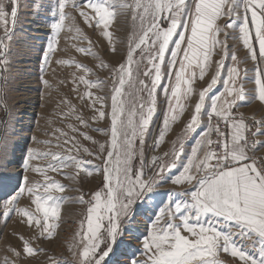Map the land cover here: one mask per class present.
I'll use <instances>...</instances> for the list:
<instances>
[{"label":"snow or ice","instance_id":"snow-or-ice-1","mask_svg":"<svg viewBox=\"0 0 264 264\" xmlns=\"http://www.w3.org/2000/svg\"><path fill=\"white\" fill-rule=\"evenodd\" d=\"M20 8V0H0V111L6 114L10 110L5 84L12 61L5 41L12 40L10 25L15 27ZM68 8L88 27L98 29L112 52L116 47L110 28L118 15L130 14L132 32L126 58L110 67L93 51L90 40L87 47L74 45L77 52L93 56L98 68L108 70L110 97L91 91H102L108 82L89 79L92 68L71 59L55 61L74 65L82 73L73 75V91L93 114L86 119L76 105L62 99L57 107L64 105L66 110L56 115L76 123L68 122L67 131H46L51 139L32 136L31 140L45 145L46 150L27 149L21 159L22 174L14 186L9 180H0V219L7 224L16 216L32 232L29 238L18 234L21 247L9 246L10 255L0 264H17L22 256L35 257L44 249L33 247V240L55 237L65 199L55 193L65 192L66 185L53 173L69 180H79L81 173L101 177L100 187L89 199L78 198L87 207L69 245L73 264H122L125 258L126 264H264V116H253L249 123L236 114L241 104L252 99L264 106V0H56L49 8L54 18L52 37L39 69L40 83L47 89L53 85L44 79V73L51 66L65 21L71 20L69 30L74 28L83 36ZM230 30L236 33L231 38L247 50L243 60L230 50ZM217 55L220 59L214 60ZM229 59L231 64L226 65ZM249 59L255 85L251 97L245 88L248 70L240 68ZM213 65L210 81L197 90L196 82L204 81ZM161 96L165 107L153 139L154 151L191 107L190 118L171 152L152 155L149 160L145 146ZM193 97L194 106L190 104ZM106 118H110V128L91 127ZM90 131L103 134L105 142L96 140ZM189 137L194 144L185 154ZM5 144L0 137V147ZM54 147L60 150L52 151ZM185 155L182 170L165 176L177 169ZM146 167L155 170L153 176L146 177ZM29 173L40 179H30ZM168 182L189 187L178 193L156 191ZM22 197L30 202L28 207L20 206ZM157 198L154 219L150 218V227L141 237L131 227L138 214L134 207H147ZM49 264L60 262L49 257Z\"/></svg>","mask_w":264,"mask_h":264},{"label":"rangeland","instance_id":"rangeland-1","mask_svg":"<svg viewBox=\"0 0 264 264\" xmlns=\"http://www.w3.org/2000/svg\"><path fill=\"white\" fill-rule=\"evenodd\" d=\"M21 8L19 11L18 19L15 27L10 25L12 31V40L5 41L9 44L10 60L12 61L11 72L8 74L5 89L8 96L9 113L0 111V137H3L6 144L0 147V180H9L10 184L14 186L19 182L22 174L21 159L26 155L28 148H39L46 150L43 144H35L32 136L38 139H51V136H46L44 133L51 132L53 128H64L67 131L66 124L72 121H62L56 113L66 110L64 105L57 107L59 102L65 97L76 105L78 111H82L86 119L91 118L92 111L89 107L85 106V102L78 99V93L73 91L74 85L71 82L73 75L82 74L75 68L74 65H58L55 61L57 59H71L88 66L93 69V73L89 74L88 78L91 80L101 79L108 80L104 85L103 90L92 89L98 95H105L110 97L111 80L109 79V72L107 69H100L97 67L98 61L91 55H85L76 51L74 45L82 47L88 46V41H91L93 51L110 66H117L119 63L124 62L127 52L128 37L132 32V21L130 14L118 15L112 24L110 31L113 32L116 51L110 50L108 40L100 34V31L88 27L82 17L77 12L68 8L66 11L71 12L76 16L75 24L83 30V36L78 35L73 28L71 31L69 27L72 25L71 20H66V27L61 31L58 37L57 51L52 57L51 66L44 73V79L48 80L52 85V89L45 88L39 80L40 66L42 63L43 50L46 49L49 39L52 37L50 24L54 22V18L49 10L50 6L54 7L56 0H20ZM223 23V21H221ZM228 44L231 46V51L235 52L238 57L243 60L246 56V49L243 48L241 42L232 39L236 33L231 32ZM3 35L0 30V36ZM87 37V39H84ZM223 38V37H222ZM214 60H219L220 56H214ZM226 65L231 64V60H227ZM241 69L248 70V77L250 78L245 82V88L251 97L254 90V71L253 62L249 59L247 63L240 64ZM215 71V66L209 71L204 81H197L195 87L197 90L206 87L210 81L211 75ZM226 72V69H225ZM63 81V83H61ZM217 89L222 90L221 85H217ZM84 91V86L80 85V93ZM216 89L213 90V94ZM196 97H193L190 104L194 106ZM110 103V100H109ZM165 107L163 97L161 96L158 101L157 116L154 117L153 126L145 146L146 159L150 160V155L154 151L152 148L153 139L158 135V126L162 121V110ZM191 107L185 112L181 119L172 126V130L168 132L165 142L162 143L158 150L154 152L160 153L171 152L173 142L180 136L184 122L190 118ZM237 115H243L248 121L255 116L260 119L264 116V106L258 101L252 99L250 103L241 104L236 109ZM52 121L49 125L48 120ZM38 122V123H37ZM91 127L110 128V118L92 123ZM96 140L103 143L105 136L95 131H90ZM264 139V138H262ZM88 147H94L89 141H82ZM194 144V139L189 137L185 141V154L190 153V149ZM58 148H52V151H59ZM264 151V150H262ZM186 161V155L181 158L178 163L177 169H173L171 173L165 172V176L176 175L182 170L180 163ZM44 163L43 161H38ZM99 163V161H96ZM139 167V164L136 165ZM91 168L92 166L89 165ZM71 173L72 169H67ZM155 170L145 168L146 177L154 175ZM62 184L66 185V190L63 193H55L57 196L64 197V203L61 208V218L59 220V227L55 230V237L53 239H34L33 247L44 249L43 252L38 253L35 257L22 256L17 260V264H49V257H53L60 262V264H73L74 257L69 251V245L72 244L74 234L79 230V225L86 214L87 205L78 202L80 195L89 199L90 193L96 191L101 185V177L94 173L91 177L81 173L79 180L65 179L64 176L52 174ZM30 179H40V177L29 173ZM187 185H173L170 182L163 184L157 188L158 192H166L172 190L173 192H182ZM176 197H173L175 199ZM157 198L155 202L150 201L147 207L139 209L134 207L136 215L135 222L131 226L136 230L137 235L146 234V229L150 227V218L154 219L153 212H155V204L159 202ZM167 202V200H165ZM29 201L27 198L22 197L20 200L21 207H28ZM34 207V206H32ZM19 218L13 216L7 224L0 219V260L8 253V247L13 246L16 248L21 247V241L17 238L18 234L23 233L25 238H29L32 232L24 224L18 222ZM132 239L126 236L125 239ZM136 248L140 245L137 241H131ZM14 258V257H13ZM124 262V263H123ZM126 264V259L122 261Z\"/></svg>","mask_w":264,"mask_h":264},{"label":"bare ground","instance_id":"bare-ground-1","mask_svg":"<svg viewBox=\"0 0 264 264\" xmlns=\"http://www.w3.org/2000/svg\"><path fill=\"white\" fill-rule=\"evenodd\" d=\"M152 155H160V153H156V152L153 151V152L151 153V155H150V158H151ZM127 240H131V241H132V239H130V238L127 239ZM125 259H126V258H125ZM123 263H124V262H123Z\"/></svg>","mask_w":264,"mask_h":264},{"label":"built area","instance_id":"built-area-1","mask_svg":"<svg viewBox=\"0 0 264 264\" xmlns=\"http://www.w3.org/2000/svg\"><path fill=\"white\" fill-rule=\"evenodd\" d=\"M249 121H251V119Z\"/></svg>","mask_w":264,"mask_h":264}]
</instances>
